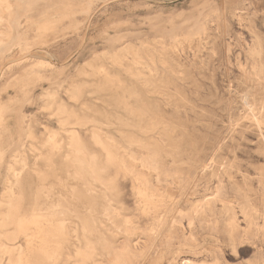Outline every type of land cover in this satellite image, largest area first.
Segmentation results:
<instances>
[{
    "label": "rangeland",
    "instance_id": "374dc122",
    "mask_svg": "<svg viewBox=\"0 0 264 264\" xmlns=\"http://www.w3.org/2000/svg\"><path fill=\"white\" fill-rule=\"evenodd\" d=\"M0 32V264H264V0H0Z\"/></svg>",
    "mask_w": 264,
    "mask_h": 264
},
{
    "label": "bare ground",
    "instance_id": "6f19581e",
    "mask_svg": "<svg viewBox=\"0 0 264 264\" xmlns=\"http://www.w3.org/2000/svg\"><path fill=\"white\" fill-rule=\"evenodd\" d=\"M3 37H5V35H4L3 33L0 32V40L3 39ZM152 78H153V77H152ZM130 90H131V89H130ZM76 120H77V119H76ZM52 137H53V136H52ZM52 137L49 139V141H52V142L56 143L55 140H54V138H52ZM71 142H72V145H73V146H75L76 148H78V138H77V135H76V134H73V135H72ZM77 151H79V149H77ZM81 168H83V167H81ZM81 168L79 169V171H80L82 177L84 178V177H85V176H84V171H83ZM90 171H91V170H90ZM14 178H15V182H16V183L19 182V179H18V176H17V175H16ZM10 192H11V190H10ZM10 192H9V193H10ZM13 194H14V193H13ZM9 198H10V196H9ZM10 200H11V199H10ZM10 202H11V201H10ZM13 203H14V201H13ZM8 204H12V203H8ZM8 208H9V207H8ZM7 211H8V210H7ZM10 211H11V210H10ZM10 211H9V213H11ZM16 211H17V210H16ZM39 211H40V210H39ZM14 213H15V211H14ZM5 216H6V215H5ZM8 217H9V216H8ZM7 219H8V221H9L10 217L7 218ZM13 219H14V218H13ZM10 220H11V219H10ZM4 221H5V220L3 219L2 222H4ZM8 221H7V222H8ZM0 223H1V222H0ZM5 223H6V222H5ZM6 225H7V224H6ZM6 225H5V226H6ZM8 225H9V224H8ZM18 225H19V224H18ZM1 227H2V225H1ZM3 227H4V226H3ZM19 228H20V227H19ZM16 232H17V231H16ZM16 232L13 231V234L16 233ZM7 233H8V232H7ZM9 234H10V232H9ZM0 235H1V234H0ZM17 235H18V232H17ZM10 238H11L12 240L15 239L14 235H11ZM9 240H10V239H9ZM9 240H8V241H9ZM7 247H8V246H7ZM10 249H11V248H9V250H10ZM9 250H8V251H9ZM8 251H7V252H8ZM9 253H11V252H9ZM18 256H21V248L18 249ZM18 258H19V257H18ZM18 260H19V259H18ZM9 262H14L12 256L10 257Z\"/></svg>",
    "mask_w": 264,
    "mask_h": 264
}]
</instances>
